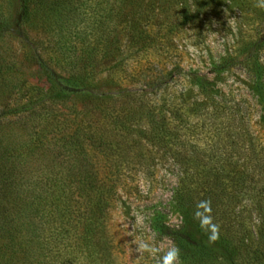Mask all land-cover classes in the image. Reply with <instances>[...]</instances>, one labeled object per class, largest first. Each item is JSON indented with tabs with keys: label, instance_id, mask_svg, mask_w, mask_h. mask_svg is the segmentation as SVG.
Listing matches in <instances>:
<instances>
[{
	"label": "trees",
	"instance_id": "16d2710c",
	"mask_svg": "<svg viewBox=\"0 0 264 264\" xmlns=\"http://www.w3.org/2000/svg\"><path fill=\"white\" fill-rule=\"evenodd\" d=\"M237 2L251 13L244 23L248 31L242 30L240 12L234 48L207 72L241 68L264 98V8L257 6L259 0ZM174 3L177 23L169 22L171 28L196 24L205 7H216V0ZM17 5L13 29L22 42L44 45L47 57L35 51L33 56L47 85L22 80L13 73L10 57L0 53V264H112L104 217L118 176L112 172L99 177L83 147V141L109 146L104 125L78 120L83 108L73 120L65 118L43 99L60 81L68 85V93L90 89L98 41L104 36L110 43L116 41L112 37L118 28L128 49L144 47L150 40L154 0H18ZM8 24L9 19L0 15V38ZM57 71H66L67 78ZM183 75L197 83L204 98L221 104L218 96V101L211 96L206 74L189 69ZM25 95L28 100L22 102ZM35 96L41 101H34ZM221 99L234 124L212 144L213 150L197 153L206 161L196 166L176 148L184 141L170 127L166 111L146 108L140 136L156 146L168 145L173 157L185 159L176 168L173 192L180 223L170 226L155 214L150 225L158 236L173 242L187 264H264V142L256 140ZM91 103L89 111L98 115L94 121H110L119 132L131 130L121 112L102 96ZM50 126L49 131L63 134L43 141L46 135L37 130Z\"/></svg>",
	"mask_w": 264,
	"mask_h": 264
},
{
	"label": "rangeland",
	"instance_id": "374dc122",
	"mask_svg": "<svg viewBox=\"0 0 264 264\" xmlns=\"http://www.w3.org/2000/svg\"><path fill=\"white\" fill-rule=\"evenodd\" d=\"M237 1L216 0V7L203 9L198 23L171 28L169 22L177 16L175 0H154V12L149 20L152 25L148 29L150 37H147L151 41H146L144 47L137 44L128 49V43L122 41L121 28H118V33L116 31L112 37L116 41L110 43V37L105 36L98 41L96 60L88 80L90 89L84 94L68 93V85L60 81L51 93L42 97L65 113V118L73 120L76 111L83 108L84 114L79 115L78 120H83L85 125H104L109 146L98 148L96 142L87 145L83 141V147L99 177L112 172L118 176L104 217L112 264H166L170 253L176 249L168 237L155 233L150 218L160 214L170 226L180 223L181 215L173 192L177 182L176 168L185 159L173 157L168 145L156 146L140 136L138 128L144 123L147 107H161L166 111L170 127H174L184 141V145L176 148L184 157H191L194 166L206 161L197 153L213 150L212 144L234 124L221 97L234 110L231 114L241 118V123L250 129L256 140L264 142V98L246 72L241 68L219 74L207 72L215 60L234 48L238 31L236 19L240 12L244 15L242 30L248 31L244 23L251 13L242 9ZM17 4L18 0H0V15L9 19L0 38V53L10 57L13 73L22 80L46 86L33 56L35 51L47 57L44 45L38 47L29 40L22 42L13 29ZM29 34L38 37L35 32ZM189 69L206 74L211 96L221 100L220 105L204 98L197 83L183 75V71ZM57 73L60 77L68 76L66 71ZM94 95L102 96L115 111L119 110L131 130L119 132L109 125L110 121H94L97 112L92 115L89 111ZM27 100L25 95L22 102ZM33 100L41 101L38 96ZM48 128L51 126L37 130L38 135H46L43 141L55 140L63 134ZM73 129L74 126L68 127L64 133L69 134ZM181 255L178 252L171 264H187V259Z\"/></svg>",
	"mask_w": 264,
	"mask_h": 264
},
{
	"label": "clouds",
	"instance_id": "9594fccd",
	"mask_svg": "<svg viewBox=\"0 0 264 264\" xmlns=\"http://www.w3.org/2000/svg\"><path fill=\"white\" fill-rule=\"evenodd\" d=\"M258 7H261V8H264V0H259V3L257 5ZM216 237L213 236L211 237V239H215ZM177 253H178V250L177 249H173V252L170 253L169 257L167 258V261H166V264H171V261L173 259H176L177 258Z\"/></svg>",
	"mask_w": 264,
	"mask_h": 264
}]
</instances>
